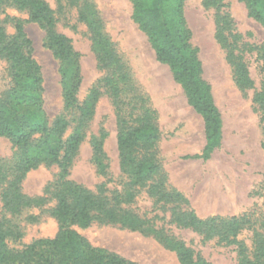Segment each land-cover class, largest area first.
<instances>
[{"label":"trees","instance_id":"1","mask_svg":"<svg viewBox=\"0 0 264 264\" xmlns=\"http://www.w3.org/2000/svg\"><path fill=\"white\" fill-rule=\"evenodd\" d=\"M62 1L63 0H59ZM79 6V18L87 24L93 48L101 69L110 73L92 88L82 105L78 104L81 85L80 53L72 40L56 30V11L47 0H0V58L9 64L11 85L0 96V137L9 139L17 147L15 164L0 172V189L5 212L17 214L34 206L55 201L50 214L60 222L58 233L52 238H39L22 249L9 247L8 239L23 236L19 225L10 219L0 220V264H139L117 252L93 245L72 225L89 227L94 223L115 225L131 231L155 236L165 247L176 251L181 264H211L184 241L157 226L152 218L140 214L134 205L143 190L154 205L171 211V222L180 228L192 229L203 241L217 239L218 243L234 246L236 264H264V214L244 212L230 217L200 218L192 210L184 209L189 202L176 189L166 186L164 172L158 162L159 129L155 112L145 105L137 113L127 112L122 93L129 81L122 71L112 43L102 32V23L94 6L81 0H66ZM132 18L146 34L160 63L169 66L193 109L204 120L206 143L200 154L187 156L207 160L220 147L223 120L215 102L212 86L203 77L204 69L199 50L191 43L192 32L185 16V0H130ZM249 15L264 26V0H242ZM6 6H14L29 13V21L39 23L46 31L47 46L61 63L65 112L50 124L44 109V78L33 56L32 41L24 31L21 20L1 14ZM12 23L15 33L10 35L6 23ZM217 39L227 50L237 84L241 88L253 86L242 55L236 54L238 36L230 33L229 15L217 17ZM229 32V34H228ZM230 37L234 40L230 41ZM105 87L118 111L117 145L120 177L115 187H109L112 177L108 156L103 148L106 132L93 141L92 161L99 176L105 180L94 190L69 178L70 168L86 136V129L95 114L96 104ZM254 102L264 123V86L256 93ZM77 110L73 131L68 113ZM58 165L57 177L49 182L42 195L23 192L26 175L41 165ZM245 229L253 233L252 246L239 236Z\"/></svg>","mask_w":264,"mask_h":264},{"label":"rangeland","instance_id":"2","mask_svg":"<svg viewBox=\"0 0 264 264\" xmlns=\"http://www.w3.org/2000/svg\"><path fill=\"white\" fill-rule=\"evenodd\" d=\"M56 11V30L67 35L80 53L81 85L78 104L86 100L93 87L107 76L109 69H101L97 51L93 48L87 24L79 18V6L66 0H47ZM91 3L102 23V32L112 43L122 71L129 81L122 93L127 112L137 113L145 105L155 112L159 129L158 162L166 178V186L181 192L200 218L230 217L244 212L264 214V123L254 102L256 93L264 86V26L249 15L242 0H185V16L192 32L191 43L199 50L203 77L211 84L215 102L223 120V138L209 159L190 158L200 154L205 146L204 120L188 103L182 86L177 83L168 65L160 63L148 37L132 18L130 0H81ZM6 15L21 20L32 41L33 56L44 78V109L50 124L63 114L64 90L61 63L47 46L45 29L29 21V13L14 6H6ZM229 15L230 33L238 36L236 54L242 55L248 67L253 86L241 88L236 81L233 66L227 59V50L217 39V17ZM7 33L15 28L6 23ZM229 34V32H228ZM234 40L230 37V41ZM9 64L0 58V96L11 85ZM95 114L86 129V136L70 168L69 178L94 190L105 179L98 175L92 161L93 141L106 132L103 148L108 156L112 182L115 187L120 177V159L117 145L118 111L114 98L101 88ZM71 125L66 137L73 131L77 110L68 113ZM17 147L0 137V172L15 164ZM58 165H41L30 171L22 182L23 192L42 195L46 185L59 174ZM1 186V185H0ZM1 194V189H0ZM55 201L45 206H34L21 213L5 212L0 195V220L10 219L19 225L23 236L10 238V248L22 249L35 239L52 238L60 222L50 214ZM134 208L143 216L152 218L173 237L184 241L211 264H236L234 246L218 243L217 239L203 241L192 229L180 228L171 222V211L154 205L145 190L138 196ZM93 245L103 247L134 260L139 264H181L176 251L165 247L155 236L131 231L115 225L94 223L89 227L72 225ZM240 239L252 246L253 233L245 229Z\"/></svg>","mask_w":264,"mask_h":264}]
</instances>
